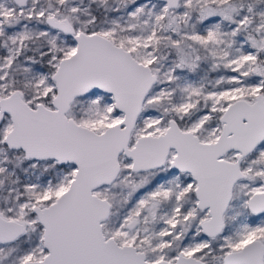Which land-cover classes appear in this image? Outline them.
I'll return each mask as SVG.
<instances>
[{"label": "snow or ice", "instance_id": "1", "mask_svg": "<svg viewBox=\"0 0 264 264\" xmlns=\"http://www.w3.org/2000/svg\"><path fill=\"white\" fill-rule=\"evenodd\" d=\"M0 264H264V0H0Z\"/></svg>", "mask_w": 264, "mask_h": 264}]
</instances>
